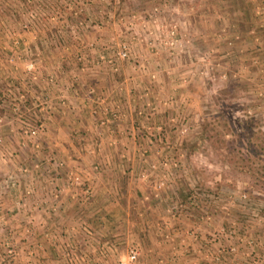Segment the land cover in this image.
I'll return each instance as SVG.
<instances>
[{
    "label": "rangeland",
    "instance_id": "1",
    "mask_svg": "<svg viewBox=\"0 0 264 264\" xmlns=\"http://www.w3.org/2000/svg\"><path fill=\"white\" fill-rule=\"evenodd\" d=\"M239 1L235 0L234 7L232 0H0V264L48 261L46 256H40L47 251L43 244L32 248L35 243L28 232L33 231L24 218L29 221L31 204L59 202L63 197L66 202L76 201L70 191L60 190L68 184V172L80 177L70 187L99 189L110 185L114 192L110 197L115 202H135L137 189L144 190L138 196H147L146 201L154 198L169 202L168 214L180 225L176 229L181 227L176 236L177 250L194 256L192 262L185 259L180 264H264V85L255 86L246 81L247 77H227L217 71L210 49L218 48V38L226 36L219 34L217 16L241 8ZM248 6L250 16L260 27L264 23V0H251ZM172 25L180 42L183 40L181 47L170 50L163 42H157L155 47L146 44V39L157 33L167 37ZM75 26L83 36L78 46L71 39ZM122 40L130 42L129 59L137 61H132L136 63L135 70L145 69L146 65L149 68L154 57L150 54L156 52L173 61L179 59V64L189 68L190 77H180L192 94L183 113L159 111L161 104L174 99L177 90L168 86L166 96L161 94L155 99L158 85L167 77H156L154 70L147 72L153 83L145 80L146 86L140 82L135 87L132 106L138 109L126 119L122 115L102 125L100 111H92L97 123L87 122L85 113L75 117L79 123H73L68 112L47 113L46 109L34 108L37 97L48 96L44 94V83L30 77H59L58 87H48L52 93L67 83L68 77H91L99 69L106 76L121 77L129 59L120 61L118 69L112 71L102 64L77 66L71 54L76 47L96 41L102 43L95 45L102 55H112L116 43ZM145 49L148 59L142 61L138 55ZM258 60L253 57V65ZM99 102L102 106L105 101ZM20 106L26 107L18 119L13 109ZM21 120L27 128H39L42 122L45 128L22 143ZM131 122L139 126L137 145L94 144L95 138L104 137L110 129L116 141L129 138L135 133L130 129ZM113 125L123 128H112ZM34 142L39 146L35 147ZM102 154L121 159L122 176L116 174L112 179L103 174L102 163L90 162ZM138 154H154L158 160L135 163L137 171L130 173L136 161L133 156ZM173 162L177 165L173 166ZM152 164L155 168H151ZM54 172L62 176L56 178ZM163 173H168L166 184L158 191L156 184ZM43 187L45 192L40 190ZM169 234H165L167 239ZM191 236L195 240L189 242ZM130 239L117 240L115 247L120 254L135 248L136 264L138 248ZM148 239L147 235L143 237L145 245L151 246ZM48 245L50 254H56L58 261L65 264L63 243L53 241ZM233 245L247 251V255L234 257L236 253L229 252Z\"/></svg>",
    "mask_w": 264,
    "mask_h": 264
},
{
    "label": "crops",
    "instance_id": "2",
    "mask_svg": "<svg viewBox=\"0 0 264 264\" xmlns=\"http://www.w3.org/2000/svg\"><path fill=\"white\" fill-rule=\"evenodd\" d=\"M232 1L235 7V0ZM239 2L240 5L243 4L241 8H235L233 10L234 12H231V14L223 16V14L220 13L217 16L218 20L216 19V22L219 26V34L228 37L224 36L223 38H218L219 47L213 46L210 48L214 53L213 56L215 59H213V61L217 64V71L226 73L227 77H247L246 81L252 82L255 86L264 85V23L259 27V25L256 24L255 18L250 16V11L249 9L247 10V7H249L248 4L251 3V0H241ZM228 15L231 19H228ZM246 34L251 35L252 39L250 42H247ZM94 39H96V37H94ZM96 44L102 45V43L95 41V45ZM146 49L140 52L142 55H138L142 61L148 59V55L145 52ZM80 50H82L83 54V58L80 61L77 60V57L75 58V56H77V53H75L77 52L76 48L72 50L74 54H70L72 60L75 61L73 63L81 67L95 66L89 65L88 63L90 62L87 61L95 59L100 61L109 55V53L105 51L103 52L107 55H102L101 51L96 47L89 51L84 47ZM102 50H104V48H102ZM150 55L154 57L151 58L152 64L149 65V68L148 65H146L147 68L145 69L141 70L138 67V70H135L134 67L136 63L134 64L133 62L137 61L135 59H129L128 66L126 63V66L122 69L121 77L115 78L106 76L101 69H99V71L97 70L99 72L98 74L91 75V77H82V75L81 77H68L70 81V90L62 89L61 93L59 92V94L65 98L66 102L64 107H62L64 111L61 113L68 112L69 115L67 117H69V119L71 118L73 123H79L77 122L78 119H75V117L81 116L83 113L87 114V122L91 120V123H97L98 121H95L92 111L96 110V112H99L101 105L99 101H105L102 102V104L106 103L111 109L116 108L115 110L120 111V113L123 112L121 114L125 116L124 119L129 118L131 115L136 114L134 110L137 107L132 106V104L135 103V87L139 86L140 82L144 83L145 86L146 81L153 83L147 75V72L152 70L156 72V77H167V79H165L166 82L158 85V95L154 97L155 99H158L161 94L166 96L167 92H165V89L169 88L168 86H174L176 88L174 91L177 90V94L175 92L173 93L174 99H172L170 103L161 104L163 107L159 108V111L169 112L173 109L174 112L183 113L185 106L189 104L188 102L192 101V94L186 89L185 83L180 81V77H190L189 68H186L185 64H179V59L173 61L174 59L170 56L168 57V55H162L157 52ZM161 56L163 57L162 61ZM253 57L259 59L256 65L252 63ZM163 66H167V68H163ZM128 68L129 70H127ZM99 74H102V77H99ZM129 87L130 90H128ZM256 88L257 87H254V89ZM88 92L92 94L90 95ZM102 96L103 99L101 100ZM157 107L158 106H156V108ZM176 108L178 110H176ZM57 111L60 112V110ZM148 112H150V110ZM154 113L155 112H153V114ZM65 124L66 122L64 121L62 126L63 129H65ZM90 124L89 126L92 127ZM133 124L134 123L131 122L129 126L130 129L135 130V133H133L135 136L132 134L133 137L130 135L129 138L123 137L116 141V139L113 138V130L110 129L109 134H106L100 139L95 138L94 144L98 143L99 145L102 143L104 147H107L108 144L132 146L131 142H134L133 145H137L136 141L139 139V126L137 127ZM115 126L118 129L123 128L122 125H113L112 128H115ZM113 147L115 148V146ZM94 149L96 148L94 147ZM137 150H139V148ZM114 156L102 154L101 157H97V160H90V162L102 163V166L105 168L103 174L113 179L116 177V174L122 176L121 173L124 172L119 163L121 159ZM141 156L142 154H138L135 157L133 156L134 160L136 158V161L132 165L133 167H131L130 173L132 171H137V168L134 170L135 163H148L153 159H157V156L154 154L147 155V157ZM148 156L152 158L148 159ZM86 174L89 176V173ZM127 174H129V172ZM54 175L56 178L62 176L61 174L58 176L57 172H54ZM90 188V196H82L76 201H73V203L64 201L65 197L59 202L40 203L41 205L44 204L55 207L57 209L55 211L57 213L56 216H47V214L41 210L42 207H36V205L33 204L29 205L31 214L29 216L30 222L28 225L30 226V231L33 232H28V237L33 238L32 243L36 244H33L32 248H37L38 244L40 246L44 245V249L47 251H42L40 256H46V258H48L49 262L46 261L45 264H62L56 258V254H50L51 248L49 246L51 244H48L53 241H60V243H63L64 252L61 251V253L65 258V264H115L119 258L127 254L125 252V254L117 252L115 242L119 239L128 238H131L130 240L134 242L138 248V261L136 264H180L182 263L180 260L186 262L185 259H188V263L192 262L194 256L183 254L181 251L177 250V245L179 243L176 236L180 235L181 227L176 229L180 225L177 222L175 224L168 214L167 204L169 202L166 204L165 201L163 202L161 199L154 198L152 201H146L148 198L147 196H143L142 198L138 196V193L144 190L138 189L134 193L136 196L133 197L135 202H115L112 200L113 198L110 197L112 193H114L110 185L108 187H100L99 189ZM74 189L80 191V188L74 187ZM40 190L45 192L44 187L40 188ZM114 190L117 191L116 185ZM101 209L104 211L102 226H91L88 219ZM24 219L26 220L25 222L28 223L27 218ZM189 221H191V219H189ZM46 226L49 227L45 230ZM169 227L170 229H167ZM35 228H39L36 233ZM167 233H170L169 239L166 238L165 234ZM146 235L149 236L148 240L151 242V246L148 244L145 245L147 241H143V237H146ZM191 240H195L194 236L189 238V242ZM68 242L70 243L68 246L69 249L66 246ZM30 248L31 247H29V249ZM68 250L75 254L78 260L76 257H71ZM250 263L253 264L254 262Z\"/></svg>",
    "mask_w": 264,
    "mask_h": 264
},
{
    "label": "built area",
    "instance_id": "3",
    "mask_svg": "<svg viewBox=\"0 0 264 264\" xmlns=\"http://www.w3.org/2000/svg\"><path fill=\"white\" fill-rule=\"evenodd\" d=\"M159 31L161 33L162 32V29H159ZM75 33V34H74ZM79 32L77 31V28L76 26L72 28V41L75 40V43L76 45L78 46L79 45V42L83 36H79L78 34ZM146 44L150 47H155L157 42H163L165 46H167L170 50L171 49H175L177 46H180L183 45L182 44V41L180 42V38H178L176 36V27L175 25H172L171 27H169L167 29V37L163 36V35H159V33H157V36L156 37H149L148 39H146ZM82 48V47H81ZM81 48H77V60H82L83 58V54H82V50H80ZM85 49H93L95 48V43H93L92 41L88 42L86 44V46L84 47ZM130 48H131V45H130V42H128L127 40H122L118 43H116V46H115V50L113 51L112 55L109 54L108 57L106 59H102L100 61H98V59H95V60H88L87 62H90L88 63L89 65H95V66H99L100 64H102L103 66H106V67H109L112 71H116L118 69V65H119V62L123 61V60H127L130 58ZM32 64V63H31ZM33 81H41L44 83V86H46V91H45V95L48 96V97H44L43 99L37 97V99L35 100L34 102V108H37L38 111H43L45 112V109L47 110V113L51 110V112L53 111H57V110H60V112H63L64 109H62V107H64V103H65V98L59 94V92L61 93V90L64 89V90H68L70 88V81L68 80V83H63L64 85L59 88H57V91L56 93H52L51 91L48 90V87L50 88L51 86H56L58 87L59 85V77H30ZM72 86V85H71ZM61 88V89H60ZM56 99L55 102H53V99ZM19 99V98H18ZM47 99H49L47 101ZM49 102V103H48ZM48 104V105H47ZM26 107V106H24ZM23 106H20V107H14V113L17 114V118H21L24 113H25V108ZM28 110V108H27ZM99 113L101 114V116L99 117V123L100 124H105L107 122H109L110 120H115V119H118L120 116H122V114L115 110V109H111L106 103H103L102 106H100L99 108ZM93 112H96V110H93ZM21 113H23V115H21ZM174 120V119H173ZM2 121L1 117H0V122ZM22 122V127L24 128V131H21V138L23 140L22 143H25L26 141V138H33V137H36L38 136L39 134V131H43V127H44V122L41 123V125L39 126V128H36V127H29L27 128L26 126V123ZM45 128V127H44ZM23 145H26V144H23ZM34 145L35 147H38L39 144L34 142ZM177 163L176 162H173V166H176ZM94 168H97V165H94ZM151 168H155V165L152 164L151 165ZM168 176V173H163L160 177V180L158 182V184H156V189L158 191H160L166 184V178ZM80 179V177L77 175V173L75 172H68L67 174V185L65 187H62L60 188V190L62 191H65V190H68L70 191V196L72 197V199H75L77 200L78 198H81L82 196L84 197H88L91 195V188L90 187H83V188H80V191H77L74 189V187H70V185H72L73 183L74 184H77L78 183V180ZM242 196L246 197L245 194H242ZM43 203H46V202H43ZM36 207H42V211L45 212L47 214V216H51V215H54L56 216V208L55 207H50V206H47V205H44V204H40V203H36L35 204ZM30 221H28V224H29ZM29 227V225H28ZM27 227V230H29V228ZM241 240V239H240ZM67 248L69 249L68 245H66ZM69 252V255L73 258L76 257L75 254H73L70 250H68ZM229 252L230 253H236V255H234V257L236 256H243V255H247V251H245L244 249L243 250H238V247L236 245H233V246H230L229 248ZM233 257V258H234ZM263 258H264V255H263ZM76 259L78 260V258L76 257ZM216 259H218V257H216ZM137 260V251L135 248L131 247L129 248V250L127 251V254L125 257H121L118 259V261L116 262V264H134ZM219 260V259H218Z\"/></svg>",
    "mask_w": 264,
    "mask_h": 264
},
{
    "label": "trees",
    "instance_id": "4",
    "mask_svg": "<svg viewBox=\"0 0 264 264\" xmlns=\"http://www.w3.org/2000/svg\"><path fill=\"white\" fill-rule=\"evenodd\" d=\"M251 35L250 34H246V40L247 42H250L251 41ZM1 87H2V84L0 83V94H1ZM1 114L2 113V110H0ZM208 131V129H207ZM118 169L120 170V168L118 167ZM103 214H104V211L99 210L97 213H94L90 219H88L89 223L91 224V226L93 227H100L102 226L103 222H102V217H103Z\"/></svg>",
    "mask_w": 264,
    "mask_h": 264
}]
</instances>
